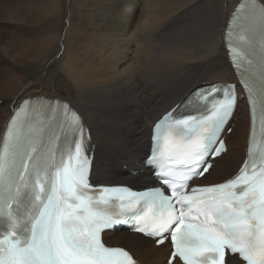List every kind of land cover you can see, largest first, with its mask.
Instances as JSON below:
<instances>
[{"label": "bare ground", "instance_id": "1", "mask_svg": "<svg viewBox=\"0 0 264 264\" xmlns=\"http://www.w3.org/2000/svg\"><path fill=\"white\" fill-rule=\"evenodd\" d=\"M239 1L0 0V137L22 99L61 97L77 105L91 129L94 182L154 183L144 161L154 122L199 82H238L225 28ZM248 22L250 29L261 27L256 19ZM259 73L251 80L264 87V70ZM245 99L234 113L237 128L228 135L227 154L199 184L231 178L245 156ZM110 237L111 246L127 243L143 264H166L167 244L157 247L126 230L106 232L104 239Z\"/></svg>", "mask_w": 264, "mask_h": 264}, {"label": "snow or ice", "instance_id": "2", "mask_svg": "<svg viewBox=\"0 0 264 264\" xmlns=\"http://www.w3.org/2000/svg\"><path fill=\"white\" fill-rule=\"evenodd\" d=\"M252 9L264 18V0H255ZM202 99L209 106L200 119L191 114L174 119L180 136H198L202 128L206 131V143L198 145L192 157L202 165L196 173L200 176L212 168L209 159L226 153V145L217 133L237 106V98L230 91L214 86ZM18 115L14 114L10 121L7 130L10 143L6 138L0 156V220L7 225L0 240V244L7 245L0 248V264H136L128 251L106 247L101 240L103 230L123 221L94 210L92 198L86 195L88 138L83 134L82 124L76 123L70 133L76 138L72 141L75 164L71 152L66 160L62 157L57 162L52 143L59 142L61 136L66 141L69 132L60 128L50 132L45 141L31 130L23 132V126L17 123ZM209 145L214 147L210 149ZM150 160L156 163L154 158ZM251 173L246 161L235 179L191 189L193 195L178 191L165 195L162 189L142 193L141 197L148 199L140 207L142 215L135 216L133 227L135 221L147 215L146 206L156 204L167 210L166 218L161 211L162 219L153 231L136 230L155 238L158 245L165 241L171 244L169 264H231L236 254L247 264H264V167L257 174L253 166ZM161 183L165 187L170 185L166 177L161 178ZM25 201L36 211L28 234L21 239L17 217ZM185 202L190 209L197 204L203 206L198 209L202 212L201 223L186 222L183 207H176ZM95 203L107 205L108 200L101 195ZM124 207L122 203L121 209Z\"/></svg>", "mask_w": 264, "mask_h": 264}, {"label": "rangeland", "instance_id": "3", "mask_svg": "<svg viewBox=\"0 0 264 264\" xmlns=\"http://www.w3.org/2000/svg\"><path fill=\"white\" fill-rule=\"evenodd\" d=\"M0 67H1V69H3L4 68V64H2V61H0ZM161 97H164V95H162ZM77 106V105H76ZM243 114H244V111H243ZM242 114V115H243ZM238 119H239V117H238ZM145 120H148V117H145ZM236 120V119H235ZM237 122H238V120H237ZM237 126V124H236V121H235V129L237 128L236 127ZM235 132V130L232 132V133H234ZM231 133V134H232ZM230 134V135H231ZM105 160H109V161H111L110 159H105ZM104 160V161H105ZM104 164V163H103ZM105 165V164H104ZM111 165V164H110ZM110 165H108V166H110ZM106 166V165H105ZM128 168V165L127 164H125V166H124V169H127ZM106 182H112V181H106ZM113 182H116V181H113ZM119 183H126V184H131V185H134V186H136V187H142V186H145V184H134L133 182H130V181H128L127 179H124V180H122L121 182H119ZM112 239V240H111ZM113 239H114V237H110V238H108V240H107V242L108 243H113ZM133 240H135V241H137L136 239H133ZM128 242V241H127ZM125 245H128L127 243H124ZM125 245H123L124 247H125ZM127 247V246H126ZM129 248V247H128ZM131 249V248H130ZM167 257H165V259H166ZM165 259H164V262H166L165 261ZM163 262V263H164ZM165 264V263H164Z\"/></svg>", "mask_w": 264, "mask_h": 264}]
</instances>
